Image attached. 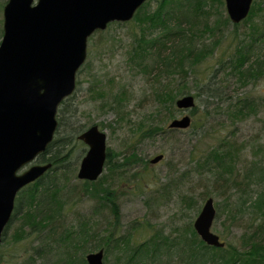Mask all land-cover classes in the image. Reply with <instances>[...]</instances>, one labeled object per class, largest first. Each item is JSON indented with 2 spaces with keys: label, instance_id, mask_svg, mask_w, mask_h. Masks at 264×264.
I'll return each mask as SVG.
<instances>
[{
  "label": "rangeland",
  "instance_id": "rangeland-1",
  "mask_svg": "<svg viewBox=\"0 0 264 264\" xmlns=\"http://www.w3.org/2000/svg\"><path fill=\"white\" fill-rule=\"evenodd\" d=\"M154 5L155 1L150 0L146 6L149 10ZM213 6L216 8L210 10L209 24L212 25L216 18H225L227 22H218V27L215 25L217 28L214 26L202 33L198 32L197 26L193 27L196 31L194 39L205 44L214 41L212 50L193 66L185 81L180 82L175 73L163 74L159 78L175 90V97L191 93L194 100L192 110L174 106L169 111L171 115L162 121L161 125L165 127L170 118L188 114L189 124L178 128L170 136L154 135L140 139V132L138 134L136 129L139 121H154L165 113L164 109L157 112L159 107L152 99V90L156 85L154 73L140 71L131 56L134 39L139 34L137 20L129 18L120 23L110 22L104 28L94 30L87 38L85 58L75 75L76 83L71 93V106H76V109L73 115L69 108L64 111L66 121L61 132L67 131L69 125L75 129L83 124L86 127L96 123L105 132L106 147L113 153L111 161L121 162L130 148L135 147L145 163H124L120 176L108 175V168L103 166L100 185L112 190L118 210L115 218L102 203L103 198L99 197L102 193H91L88 190L91 186L76 177L78 161L86 146L76 135L69 138L65 145L68 156L63 160L64 166L58 171H49V174L64 190L66 203L60 224L69 226L73 223L76 228L81 217L87 218L86 225L92 237L83 247V257L86 252L101 248L102 264H109L120 253V249L113 245V239L118 236H127L128 244L132 245L147 238L157 228L163 233L170 231L174 234L175 227L187 221L192 223L206 196H211L215 209H220L211 223V230L222 240L239 244V227L234 220L225 219L224 195L219 193L218 187L212 186L210 179H205L204 174L197 173L196 163L197 158L222 137L228 138L236 147L243 145L234 156V167L240 171L250 159L262 154L264 76L241 84L223 71L219 60L231 52L245 28L242 19L236 22V26L232 24L223 0ZM257 13L253 20L264 18V5ZM195 92H198L197 95H194ZM238 96L253 98L255 111L249 115L234 116V98ZM258 146L260 150H256ZM158 153L161 157L150 162L149 158ZM249 188H259V184H252ZM20 212L13 215L4 240L0 241V264H29L31 260V264L57 262L63 256L62 251L57 249L50 253L33 254L34 248L44 243L41 238L44 233L39 229L27 234L24 231L19 233L18 226L22 224ZM97 241L102 246L88 247ZM76 250V254L80 255L82 247L77 246Z\"/></svg>",
  "mask_w": 264,
  "mask_h": 264
},
{
  "label": "trees",
  "instance_id": "trees-1",
  "mask_svg": "<svg viewBox=\"0 0 264 264\" xmlns=\"http://www.w3.org/2000/svg\"><path fill=\"white\" fill-rule=\"evenodd\" d=\"M149 1L144 0L131 16L140 24L131 56L140 71L154 73L153 80L156 85L152 90V99L159 107L157 112L164 109L165 113L163 112L157 120H142L137 123L136 129L138 134L140 132V139L152 138L154 135L170 136L178 130L168 127L167 124L165 127L161 125L162 121L171 115L169 111L175 106L176 97L173 94L175 90L170 88L169 83L161 82L159 78L163 74L175 73L180 82L185 81L188 72L193 70V66L208 54L215 44L214 41L205 44L202 40L194 39L196 31H193V27L197 26L198 32L202 33L208 32L215 25L218 27V22H227L225 18H216L212 25L209 24L210 10L216 8L213 6L215 2L222 3V0H154V7L148 10L146 5ZM4 2H0L1 8ZM263 5L264 0L251 1L247 14L242 18L244 31L240 32L241 36L235 41L231 52L219 60L223 71L241 84L264 76V18L252 19ZM232 24L236 26V22ZM145 59L148 61L145 62ZM71 93L57 104L56 126L52 139L36 156L37 162L48 161L50 166L38 178L16 192L11 215L0 238V241L4 240L10 220L21 210L22 224L18 226L19 233L24 231L27 234L38 229L44 233L41 236L44 243L34 248L33 254L50 253L55 249L62 251L63 256L50 264H86L82 255L85 251L83 247H86L87 241L92 237L86 225L87 218L81 217L76 228L73 223L69 226L60 224L66 203L64 190L49 174V171H58L64 166L63 160L68 156L65 145L70 137L85 128L84 124H79L75 129L73 125H69L71 130L68 128L67 131L61 132L62 128H65L64 111L69 108L73 115L76 109V106H71ZM193 108L194 106L190 107L191 110ZM233 108L234 116L249 115L255 111L254 99L250 96H238L234 98ZM242 146L236 147L228 138L222 137L202 153L196 163L197 173L204 174L205 179H210L212 186L218 187L219 193L224 195L225 219L234 220L240 229L238 245L221 238V246L207 245L196 235L192 223L187 221L175 227L174 234L170 231L163 233L157 228L147 238L132 245L128 244V237L125 235L114 238L113 245L120 249V253L109 264H264V147L262 154L250 159L244 170L240 171L234 167V156L236 150H240ZM105 150L104 167L108 168V175H119L124 163H145V159L136 153L135 147L130 148L121 162L111 161L113 153L108 147ZM256 150H260L259 146ZM102 178L103 173H100L94 180L84 179L83 182L91 186L88 189L91 193H102L99 195L103 198L102 203L116 218L118 210L115 197L109 187L100 185ZM252 184H259V188H249ZM226 191L228 193H225ZM219 212V208L215 209L214 218ZM103 241L106 242V239ZM77 246L82 247L80 255L76 254ZM94 246L100 247L102 244L97 241L88 247ZM104 250L106 251L105 247ZM28 263L31 264L32 260Z\"/></svg>",
  "mask_w": 264,
  "mask_h": 264
},
{
  "label": "water",
  "instance_id": "water-1",
  "mask_svg": "<svg viewBox=\"0 0 264 264\" xmlns=\"http://www.w3.org/2000/svg\"><path fill=\"white\" fill-rule=\"evenodd\" d=\"M144 0H5L0 35V238L9 220L16 192L38 178L50 162L36 156L52 139L59 101L69 95L83 63L87 37L108 22L131 18ZM231 22L247 14L251 0H223ZM176 108L193 106L191 93L174 100ZM183 113L168 127L189 124ZM76 137L86 146L76 169L79 179L94 180L106 154L105 132L91 123ZM161 153L149 158L154 162ZM215 207L206 196L192 220L196 235L207 245L223 241L210 226ZM86 264H102V249L84 254ZM145 264H155L145 263Z\"/></svg>",
  "mask_w": 264,
  "mask_h": 264
},
{
  "label": "flooded vegetation",
  "instance_id": "flooded-vegetation-1",
  "mask_svg": "<svg viewBox=\"0 0 264 264\" xmlns=\"http://www.w3.org/2000/svg\"><path fill=\"white\" fill-rule=\"evenodd\" d=\"M252 1V0H251ZM103 166H104V164H103Z\"/></svg>",
  "mask_w": 264,
  "mask_h": 264
}]
</instances>
